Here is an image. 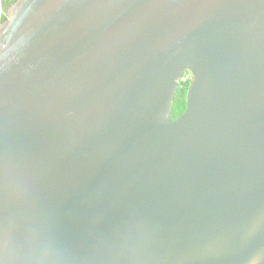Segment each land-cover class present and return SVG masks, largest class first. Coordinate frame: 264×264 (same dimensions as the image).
<instances>
[{
    "label": "water",
    "instance_id": "obj_1",
    "mask_svg": "<svg viewBox=\"0 0 264 264\" xmlns=\"http://www.w3.org/2000/svg\"><path fill=\"white\" fill-rule=\"evenodd\" d=\"M6 13L0 264H264V0Z\"/></svg>",
    "mask_w": 264,
    "mask_h": 264
},
{
    "label": "trees",
    "instance_id": "obj_2",
    "mask_svg": "<svg viewBox=\"0 0 264 264\" xmlns=\"http://www.w3.org/2000/svg\"><path fill=\"white\" fill-rule=\"evenodd\" d=\"M14 3H15V0H13V1L5 0V2H4L5 11H7ZM188 76H190V75H188ZM186 78H187V76L185 75L183 77V80L180 82V85L178 87V90H177L175 98H174V107H173V111L171 114V118L173 120L180 117L186 109V94H187L188 86H189L190 81H191V78H189V79H186Z\"/></svg>",
    "mask_w": 264,
    "mask_h": 264
},
{
    "label": "built area",
    "instance_id": "obj_3",
    "mask_svg": "<svg viewBox=\"0 0 264 264\" xmlns=\"http://www.w3.org/2000/svg\"><path fill=\"white\" fill-rule=\"evenodd\" d=\"M4 2L5 0H0V25L3 24L4 20H6L5 18L7 17V13L4 8ZM189 78H191V76H187L186 79H189Z\"/></svg>",
    "mask_w": 264,
    "mask_h": 264
},
{
    "label": "flooded vegetation",
    "instance_id": "obj_4",
    "mask_svg": "<svg viewBox=\"0 0 264 264\" xmlns=\"http://www.w3.org/2000/svg\"><path fill=\"white\" fill-rule=\"evenodd\" d=\"M9 1H13V0H9ZM15 2H16V0H15ZM189 74H186V76H188Z\"/></svg>",
    "mask_w": 264,
    "mask_h": 264
}]
</instances>
